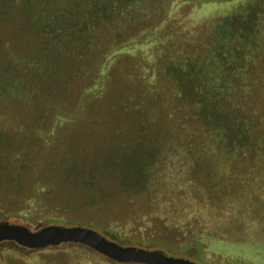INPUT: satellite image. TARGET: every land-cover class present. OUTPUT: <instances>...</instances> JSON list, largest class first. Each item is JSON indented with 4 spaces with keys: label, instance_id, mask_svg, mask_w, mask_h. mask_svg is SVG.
<instances>
[{
    "label": "rangeland",
    "instance_id": "obj_1",
    "mask_svg": "<svg viewBox=\"0 0 264 264\" xmlns=\"http://www.w3.org/2000/svg\"><path fill=\"white\" fill-rule=\"evenodd\" d=\"M91 6L0 0V264H143L91 231L157 261L264 264V0ZM188 63L221 81L252 142L229 152L179 98L168 69ZM139 141L157 153L126 189L117 165Z\"/></svg>",
    "mask_w": 264,
    "mask_h": 264
},
{
    "label": "trees",
    "instance_id": "obj_2",
    "mask_svg": "<svg viewBox=\"0 0 264 264\" xmlns=\"http://www.w3.org/2000/svg\"><path fill=\"white\" fill-rule=\"evenodd\" d=\"M136 0H92L91 15L99 18L109 19L115 9L123 8L125 5L132 4ZM244 18L237 15L235 18L226 19L218 30L221 32L232 31V26L239 24L240 19ZM239 19V20H238ZM238 20V21H235ZM253 17L245 23H252ZM248 23V24H249ZM65 30V29H63ZM57 38V37H56ZM251 38V36H250ZM44 50H54L49 46L50 39H46ZM56 48V47H54ZM249 45L245 43L244 48L240 52H248ZM243 54V53H240ZM59 67V64H58ZM205 68L198 66L196 63H188L186 66H170L168 69L169 75L176 81L179 98L183 101L194 104L197 107V115L201 121L210 127L217 130L222 138L223 146L229 151L234 152L237 148H242L252 142L251 134L231 116L230 110L226 107L225 101L227 95L221 90V81L214 83L207 82L203 78ZM127 156L117 165L115 179L119 185L126 189L140 188L146 184L148 179V166L154 162L152 153H157L156 148L150 151L146 149L145 142L139 141L133 146V149Z\"/></svg>",
    "mask_w": 264,
    "mask_h": 264
},
{
    "label": "water",
    "instance_id": "obj_3",
    "mask_svg": "<svg viewBox=\"0 0 264 264\" xmlns=\"http://www.w3.org/2000/svg\"><path fill=\"white\" fill-rule=\"evenodd\" d=\"M50 229L54 232L53 227L46 229L44 232H48V230ZM23 231L28 232L30 234V232L25 229ZM69 231H70L69 234H71L72 231L71 230ZM76 232L77 231H74V233ZM91 233L97 237V239L95 238L96 241H94L93 238L91 239L90 237H88L90 239H86L84 236H81V237H84V239L83 238L82 239L85 240V242L91 241L90 244H94L95 242L97 245H100L103 249L107 250L108 255L110 256L113 255L114 259L119 260V261L138 262V263H143V264H163V263L167 264L166 262H168L169 264H176V262L180 260L178 257L168 256L164 253L162 254V260L157 261L155 259H149L146 257L148 256L149 253L145 249L137 248V247L118 246L116 243L110 241L109 239L104 238L99 233H96L94 231H91ZM43 235L44 234L42 231L41 233L31 234L30 236L38 238V239H43L44 238ZM69 237H71V235H67L66 238H69Z\"/></svg>",
    "mask_w": 264,
    "mask_h": 264
}]
</instances>
